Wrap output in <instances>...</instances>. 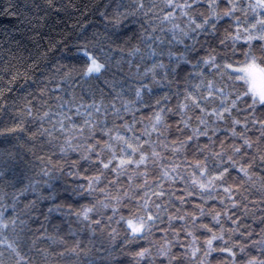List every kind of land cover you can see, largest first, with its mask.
<instances>
[{
    "label": "snow or ice",
    "instance_id": "snow-or-ice-1",
    "mask_svg": "<svg viewBox=\"0 0 264 264\" xmlns=\"http://www.w3.org/2000/svg\"><path fill=\"white\" fill-rule=\"evenodd\" d=\"M0 15V264H264V0Z\"/></svg>",
    "mask_w": 264,
    "mask_h": 264
},
{
    "label": "trees",
    "instance_id": "trees-1",
    "mask_svg": "<svg viewBox=\"0 0 264 264\" xmlns=\"http://www.w3.org/2000/svg\"><path fill=\"white\" fill-rule=\"evenodd\" d=\"M6 3H7V0H0V7L4 6ZM53 22H54V20L50 21V23H53ZM15 23H16V21L13 18L8 17V16H4V15H0V31H3L5 28H7L8 30H12V26ZM68 23L71 24V21H69ZM57 26H58V28H63L64 24L60 23ZM43 31L45 33H48L49 29L45 28ZM52 34L55 35L56 33L53 32ZM25 55H27V53H25ZM0 147H4V145L0 144Z\"/></svg>",
    "mask_w": 264,
    "mask_h": 264
}]
</instances>
